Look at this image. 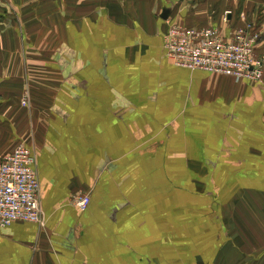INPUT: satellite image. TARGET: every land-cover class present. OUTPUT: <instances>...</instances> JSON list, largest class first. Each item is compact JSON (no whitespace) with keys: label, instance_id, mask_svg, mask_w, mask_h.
I'll return each instance as SVG.
<instances>
[{"label":"crops","instance_id":"obj_1","mask_svg":"<svg viewBox=\"0 0 264 264\" xmlns=\"http://www.w3.org/2000/svg\"><path fill=\"white\" fill-rule=\"evenodd\" d=\"M0 17V161L33 149L45 221L0 226V264H264V79L164 45L174 22L249 24L264 56V0H0Z\"/></svg>","mask_w":264,"mask_h":264},{"label":"built area","instance_id":"obj_2","mask_svg":"<svg viewBox=\"0 0 264 264\" xmlns=\"http://www.w3.org/2000/svg\"><path fill=\"white\" fill-rule=\"evenodd\" d=\"M228 22L226 17L224 23ZM166 31V57L176 66L223 74L237 83H260L264 79V56L257 53L262 34L249 24L230 36L217 27L197 28L179 23L170 24ZM20 102L28 107L27 95ZM34 164L32 150L22 143L0 161V226L16 221L45 225ZM89 201L88 195L73 199L82 211L88 208Z\"/></svg>","mask_w":264,"mask_h":264},{"label":"bare ground","instance_id":"obj_3","mask_svg":"<svg viewBox=\"0 0 264 264\" xmlns=\"http://www.w3.org/2000/svg\"><path fill=\"white\" fill-rule=\"evenodd\" d=\"M228 15L229 14H226L225 16H224V18H223V24H225L224 23V19L227 17L228 18ZM167 17H169V12H168V15H167ZM165 18V17H164ZM163 18V19H164ZM229 21V20H228ZM180 24V25H182V24H184V25H186V26H190V27H192L193 25H191V24H189V23H186V22H181V21H179V22H174V23H172V24ZM229 23V22H228ZM227 24V23H226ZM246 25H248V24H246ZM193 27H197V28H200V27H206V26H193ZM208 27V26H207ZM209 27H217V26H209ZM217 28H219V29H222V27L220 26V27H217ZM222 31H223V33H225V35H227V33L222 29ZM234 33V32H233ZM232 33H230V35H231ZM262 34V33H261ZM229 35V36H230ZM228 36V35H227ZM262 37H263V34H262ZM260 40H261V37H260ZM186 69V68H185ZM211 74H213V73H211ZM219 75V74H218ZM224 76V75H223Z\"/></svg>","mask_w":264,"mask_h":264},{"label":"rangeland","instance_id":"obj_4","mask_svg":"<svg viewBox=\"0 0 264 264\" xmlns=\"http://www.w3.org/2000/svg\"><path fill=\"white\" fill-rule=\"evenodd\" d=\"M231 9V8H230ZM226 11H228V10H226ZM225 12V11H224ZM186 23H188V22H186ZM25 93H24V96H23V98L27 95V97H28V99L29 100H31V97H30V95H29V93L30 92H28V90H25L24 91ZM20 106H22L23 108H25L26 106H23V105H21V102H20ZM25 144V143H24ZM26 146H29V145H27V144H25ZM29 148V147H28ZM32 151H33V149H31ZM35 167H36V165H37V162L35 161ZM80 195H82V194H80ZM77 196H79V195H77ZM76 195L75 196H73L72 197V202H73V199L75 198V197H77ZM74 206H76V204H74ZM78 208V207H77Z\"/></svg>","mask_w":264,"mask_h":264},{"label":"water","instance_id":"obj_5","mask_svg":"<svg viewBox=\"0 0 264 264\" xmlns=\"http://www.w3.org/2000/svg\"><path fill=\"white\" fill-rule=\"evenodd\" d=\"M167 15H168V10H163L160 17H162V18L165 17V19H167L168 18Z\"/></svg>","mask_w":264,"mask_h":264},{"label":"flooded vegetation","instance_id":"obj_6","mask_svg":"<svg viewBox=\"0 0 264 264\" xmlns=\"http://www.w3.org/2000/svg\"><path fill=\"white\" fill-rule=\"evenodd\" d=\"M166 10H168L169 14H171V10H169V9H166Z\"/></svg>","mask_w":264,"mask_h":264},{"label":"trees","instance_id":"obj_7","mask_svg":"<svg viewBox=\"0 0 264 264\" xmlns=\"http://www.w3.org/2000/svg\"><path fill=\"white\" fill-rule=\"evenodd\" d=\"M0 20H1V17H0Z\"/></svg>","mask_w":264,"mask_h":264}]
</instances>
